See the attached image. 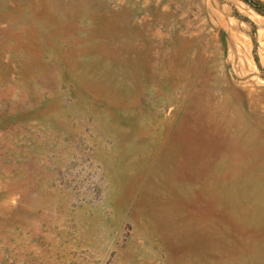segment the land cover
I'll return each instance as SVG.
<instances>
[{
  "label": "rangeland",
  "instance_id": "obj_1",
  "mask_svg": "<svg viewBox=\"0 0 264 264\" xmlns=\"http://www.w3.org/2000/svg\"><path fill=\"white\" fill-rule=\"evenodd\" d=\"M0 264H264V0H0Z\"/></svg>",
  "mask_w": 264,
  "mask_h": 264
},
{
  "label": "trees",
  "instance_id": "obj_2",
  "mask_svg": "<svg viewBox=\"0 0 264 264\" xmlns=\"http://www.w3.org/2000/svg\"><path fill=\"white\" fill-rule=\"evenodd\" d=\"M252 5H253V3H252ZM253 7L256 8L257 10H259L255 5H253Z\"/></svg>",
  "mask_w": 264,
  "mask_h": 264
},
{
  "label": "bare ground",
  "instance_id": "obj_3",
  "mask_svg": "<svg viewBox=\"0 0 264 264\" xmlns=\"http://www.w3.org/2000/svg\"><path fill=\"white\" fill-rule=\"evenodd\" d=\"M241 190H242V189H241ZM241 190H240V191H241ZM249 232H250V231H249ZM250 233H252V231H251Z\"/></svg>",
  "mask_w": 264,
  "mask_h": 264
}]
</instances>
